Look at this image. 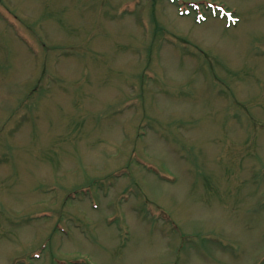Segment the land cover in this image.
I'll return each instance as SVG.
<instances>
[{"label":"rangeland","instance_id":"rangeland-1","mask_svg":"<svg viewBox=\"0 0 264 264\" xmlns=\"http://www.w3.org/2000/svg\"><path fill=\"white\" fill-rule=\"evenodd\" d=\"M0 264H264V0H0Z\"/></svg>","mask_w":264,"mask_h":264}]
</instances>
